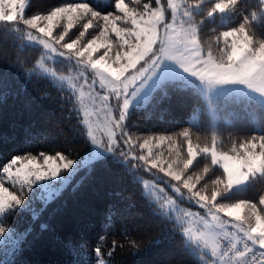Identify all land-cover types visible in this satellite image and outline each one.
Listing matches in <instances>:
<instances>
[{
  "label": "trees",
  "instance_id": "trees-1",
  "mask_svg": "<svg viewBox=\"0 0 264 264\" xmlns=\"http://www.w3.org/2000/svg\"><path fill=\"white\" fill-rule=\"evenodd\" d=\"M82 1L28 0L25 15L49 13ZM125 1L137 10L145 3L157 5L155 0ZM196 1L201 8L193 5ZM115 3L107 0V7L114 9ZM213 3L187 0L194 16L202 21L200 39L205 50L210 47L219 57L225 48L221 31L238 26L244 16L256 11L257 0H241L236 9L208 15ZM253 24L250 31L255 40H264L263 10ZM42 52L40 45L27 42L18 26L7 28L0 23V180L4 166L17 157L40 159V153L53 155L71 149L79 156L78 161L92 148V143L86 142L87 126L74 94L42 73L29 75ZM18 58L24 67L17 66ZM216 106L219 113L213 121L199 91L179 81H168L154 90L145 105L129 111L126 130L140 142L170 137L180 147L182 158L187 156L181 135L185 130L193 145L205 147L216 142L219 150L232 153L246 151L242 145L264 136L262 101L218 97ZM195 113L197 121L192 120ZM167 141L162 145L166 155ZM209 164L210 154H201L186 174L195 176ZM213 172L219 175L222 169L213 166ZM261 195L264 176L257 175L245 188L225 193L221 199L224 203L256 201ZM0 222L14 229L17 236L11 250L5 254L0 251V264H98L96 247L105 254L106 264H197L183 249L166 243L180 235L172 227L175 219L144 192L137 170L115 154L80 169L49 202L35 191L29 192L25 203L6 213ZM153 239L159 241L151 243Z\"/></svg>",
  "mask_w": 264,
  "mask_h": 264
},
{
  "label": "snow or ice",
  "instance_id": "snow-or-ice-1",
  "mask_svg": "<svg viewBox=\"0 0 264 264\" xmlns=\"http://www.w3.org/2000/svg\"><path fill=\"white\" fill-rule=\"evenodd\" d=\"M155 2L159 6L145 3L137 10L130 8L125 0H116L114 5L116 11L108 14H101L87 3H70L64 7H57L47 15L26 18L27 0H0V23L7 28H14L22 23L28 29L35 30L34 32L24 29L27 38L39 41L44 49L48 50L40 59L35 60L29 75L50 73L56 78V73L50 72L44 64L49 52L69 57L75 55L77 63L95 70L100 78V87H106L114 94L116 105L115 111L109 108L105 114L104 126L107 138H98L96 135L98 126L94 127L93 122L89 120L92 113L81 93L83 123L87 125L86 142L90 141L109 152L126 145L127 154L121 151V155L127 158V155L134 154L138 161H143V166H147L149 171L158 168L161 173L171 178L170 182L175 181L177 185H182V188L187 190L189 199L195 200L197 205L207 209L211 221L215 223L203 221V231H194L191 227L184 226V218L195 215L189 212L181 214L177 211V223L172 225L174 229L183 232L188 240L202 244L204 248H210L211 256L216 259L207 264H264V195L256 201L244 199L224 203L221 199L234 186L241 185L257 175L264 176V136L253 137L251 141L242 145L246 149L244 154L229 155L226 152L218 154L214 146L203 149L194 147L190 133L185 130L181 135L187 145V156L182 162V167L177 170L174 169L173 163L163 161L153 154L150 145L157 140L156 137L144 139L141 143L140 138L134 139L127 133L124 125L131 103L128 97H135L143 88V82L155 75L164 61H174L186 72L207 81L209 85L241 83L264 94V40L257 42L250 31L254 28L253 22L264 10V0H257V10L244 16L238 26L223 31L225 51L219 57L213 54L210 47L208 50L203 47L200 39L202 21L192 14L188 4H185L180 11L174 0H166V7L171 9L169 22L165 5L160 4V0ZM240 2L241 0H217L207 14L225 13L236 9ZM84 17H87V21L82 25L84 31L80 32V37L94 27L93 21H96L97 26L101 28L99 35L83 45L80 39L69 38L70 42L66 41L65 37L74 26V20ZM64 19L67 20V25L53 38L54 29ZM120 22H127L129 27H120ZM110 33H114L120 42L116 46L118 50L114 55H111L114 41L109 38ZM216 39L219 43L221 36L218 35ZM100 49L105 51L98 58H94V54ZM17 66L24 67L19 58ZM130 69L133 73L126 75ZM80 75L83 76V72ZM59 79L71 80L65 77ZM91 87L89 85L90 89ZM90 97L94 103L95 96L90 93ZM100 99L107 107L109 96L104 95ZM165 140L171 138L164 136L158 138L159 143ZM134 144L146 149V153L137 154ZM199 152L210 154V164L193 177L186 173L197 159ZM40 156L42 163L35 157H17L4 166L5 176L12 184H19V191H10L0 183V218L23 205L34 184L64 176L79 158L71 149L67 152L57 151L53 155L40 153ZM217 165L222 169L219 175L213 172V166ZM67 183L68 180L65 179L64 184ZM197 185L200 187L197 188ZM182 188L174 185L175 192L184 195ZM42 198L47 202L52 196L49 193ZM175 203V200L168 199L167 203H161L160 209L167 214L166 209ZM245 209L251 215H245ZM8 231L9 229L0 222V237H4ZM218 237H223L227 241L224 250H221L222 244ZM158 241L159 239H153L151 243ZM95 251L99 257L98 264H106L105 254L101 248L96 247ZM107 255L111 256L112 253L108 252Z\"/></svg>",
  "mask_w": 264,
  "mask_h": 264
},
{
  "label": "rangeland",
  "instance_id": "rangeland-1",
  "mask_svg": "<svg viewBox=\"0 0 264 264\" xmlns=\"http://www.w3.org/2000/svg\"><path fill=\"white\" fill-rule=\"evenodd\" d=\"M128 3L127 1H125ZM174 2L179 6L180 11L183 10V6L187 4V0H174ZM217 0H214L213 7ZM77 3H87L91 8L94 10L100 12L101 14H108L111 12L116 11L115 7L114 9L107 7V0H85L82 2ZM28 4V0H27ZM129 4V3H128ZM160 4L165 5L166 8V17L168 18L170 22V14L171 9H168L166 7V3H164L163 0H160ZM196 9L201 8V4H198L194 2L193 4ZM66 6V5H64ZM61 6V7H64ZM159 6V5H156ZM27 7V5H26ZM130 8H134V6L129 4ZM189 10L194 15V9L192 6L188 5ZM191 7V8H190ZM26 10V9H25ZM264 11V10H263ZM48 13H38L31 15L26 18H31L35 15H47ZM87 21V17H84L82 19H75L74 20V26L69 30L68 36L65 37V40L70 42L71 40L80 39L81 45L86 43L87 41L93 39L96 35H99V32L101 31V28L97 26V22L93 21L94 27L91 29H88L87 32H85L83 37H80V32L84 31L82 25ZM67 25V20H61L59 25L54 29L53 32V38L57 34H60L63 30V28ZM21 31L26 36L27 42L38 44L42 47V54L48 50L44 49L43 45L39 43L37 40H29L27 38L25 30H31L28 29L27 26L23 25L22 23L20 25H17ZM120 27H129V24L127 22H120ZM230 29H224L221 31V35L223 31H227ZM34 31L35 30H31ZM109 38L114 41V47H113V53L111 55H114L115 52L118 50L117 45L120 43L118 38L115 37L114 33L109 34ZM63 43V42H61ZM202 43V42H201ZM203 45V44H202ZM59 48V45H57ZM204 47V45H203ZM205 48V47H204ZM224 48V47H223ZM63 50V49H61ZM120 51H124V49H119ZM66 51V50H64ZM105 50L100 49L97 53L94 54V58H98L101 54H103ZM225 51V48L220 51L221 55ZM214 54V53H213ZM215 55V54H214ZM216 56V55H215ZM45 67L50 70V72L56 73V78H53L50 73H42L49 78H51L54 82L58 83L62 87L70 90L77 101V106L81 111V114L83 116L84 121V110L81 106V93H83L84 102L88 105L89 111L92 113V115L89 117V120L93 122L94 127H97L96 135L98 138L106 139V129H105V114L108 111L109 108H111L113 111H115V96L113 93H111L106 87L101 88L100 87V78L96 74L95 70L91 69L90 67H86L82 63H77V57L73 55L72 57L69 56H62L58 53H51L49 52V57L45 58L44 60ZM83 72V76L80 75V73ZM133 73V70H129L126 75H130ZM59 77H65V78H71L69 79H59ZM87 81V83H85ZM168 81H179L183 84L191 85L193 86L197 91L200 92V94L205 98L207 102V110L212 115L213 121L217 120V115L219 113L216 103L218 100V97H237V98H247L248 100H260L264 103V94L256 91L255 89L249 88L245 84L241 83H226V84H215V85H209L207 81L201 80L197 76H193L191 73L186 72L179 64L175 63L174 61H164V63L161 65V67L157 70L156 74L153 75L150 79H147L143 82L144 86L141 89V91L135 95V97L129 96L128 98L131 100L127 117L129 111L136 106H143L145 105L150 97L152 96V93L157 88L161 87L164 83ZM94 82V83H93ZM89 85H91V89L89 88ZM90 93L92 96H95V102L93 103L91 101ZM98 94V95H97ZM108 95L109 96V102L108 106L105 107L103 102L101 101L100 97ZM127 117L124 121L125 130H126V122ZM197 114H193L192 120L197 121ZM87 126V125H86ZM127 131V130H126ZM128 133V132H127ZM157 140L153 141V143L150 145L152 147L153 154L156 155L158 158H162L163 161H167L168 163H173L174 169H179L182 167V162L186 158H182L183 156L179 152L180 147L177 146L176 143L167 141V151L168 155L163 154V143L158 142ZM143 143V141L141 142ZM196 147V145H193ZM215 147L218 154L220 153H228L229 155H242L245 153L243 152H227V151H221L217 148L216 142H214L211 146H205V147ZM199 147V146H198ZM205 147H199L200 149H203ZM134 150L137 154H145L146 149L140 148L138 145L134 144ZM121 151H124L127 154V146L124 145L123 148H116L114 151H106L104 148L92 144V148L90 152L83 157L81 160L76 161V163L73 165V168L68 170V172L62 176L57 177L54 180H45L37 182L32 186V191H35L37 196L40 197L45 201L42 196L46 197L47 194H51L52 199L56 197L58 194L62 192V190L73 180L76 173L87 166H90L94 161L109 155V154H115L127 163L129 162L133 169L137 170V174L139 176V179L141 180L144 188V192L151 197L152 201L156 203V205L160 209L161 203H167L168 199L175 200V205L171 206L169 209H166L168 211L167 215H169L171 218L175 219L177 217V211H179L181 214L184 212L194 213L193 216H188L184 218V226L185 227H191L194 231H203L204 230V223L203 221H208L209 223H215L211 221V217L207 213V209L201 208L199 205L195 203V200L189 199V195L186 189L182 188V185H177V182L171 181L170 177H167L164 173H161L159 169H152L149 171L147 166H143V161H138L134 154L133 155H127V158H125V155H121ZM201 154H207L203 152H199L197 155V158ZM23 158H32V157H23ZM36 158V157H35ZM36 160L40 163H42V158ZM167 165L165 164V167ZM195 177V176H193ZM67 179L68 183L65 185L64 180ZM251 178L238 186H234L232 190L229 192L236 190V189H242L245 188ZM0 183H3L5 187H8L10 191H19V184H12V182L5 176V173L3 174V177L0 180ZM175 186H181L182 191L184 192V195L178 194L174 190ZM51 199V200H52ZM50 200H47L49 202ZM46 202V201H45ZM162 212L163 210L160 209ZM245 215H251L246 209L244 210ZM202 218V219H201ZM225 219H228L227 217H224ZM1 220V218H0ZM177 223V222H176ZM6 229H9L8 233L4 237H0V251L5 254L9 250L12 249V246L15 244L17 236L14 229L7 227L4 225ZM233 231H235L233 229ZM222 244V249L224 250V242L226 240L223 239V237H218ZM167 244H172L176 248L183 249L186 254L192 256L197 264H207V262H210L212 260H215L216 257L211 256V250L210 248H204L202 244L192 242L188 240V238L184 235L183 232L180 231V235L175 237L172 240H169L166 242ZM250 243V242H249ZM239 247H242V245H239ZM231 255V253L229 254Z\"/></svg>",
  "mask_w": 264,
  "mask_h": 264
},
{
  "label": "built area",
  "instance_id": "built-area-1",
  "mask_svg": "<svg viewBox=\"0 0 264 264\" xmlns=\"http://www.w3.org/2000/svg\"><path fill=\"white\" fill-rule=\"evenodd\" d=\"M226 246H227V241L224 243V247L226 248Z\"/></svg>",
  "mask_w": 264,
  "mask_h": 264
}]
</instances>
